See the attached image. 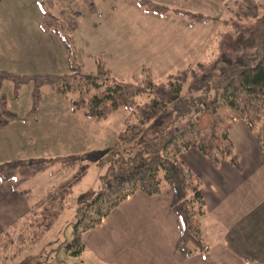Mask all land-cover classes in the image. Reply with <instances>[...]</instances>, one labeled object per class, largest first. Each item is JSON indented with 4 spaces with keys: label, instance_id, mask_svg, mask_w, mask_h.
Here are the masks:
<instances>
[{
    "label": "trees",
    "instance_id": "16d2710c",
    "mask_svg": "<svg viewBox=\"0 0 264 264\" xmlns=\"http://www.w3.org/2000/svg\"><path fill=\"white\" fill-rule=\"evenodd\" d=\"M235 3V7L228 9L234 15L225 20L228 29L218 37L215 56L200 63L191 76L187 73L170 76L168 84H158L150 75L145 76L143 85L136 83L142 81L141 78L133 83L119 82L108 75L109 70L102 64L95 76L83 75L75 58L68 54L72 75L50 85L60 96L76 95L71 100L72 111H82L84 117L95 124L120 110L128 114L123 119L124 129L117 137V147L123 148L116 154L118 157H112L114 170L103 178L98 193L87 192L79 198L83 208L67 246L71 254L78 256L85 251L84 233L99 226L120 203L137 192L158 195L165 184L172 194L171 210L182 223L177 250L186 259L210 252L200 223L206 214L202 184L180 159V154L196 147L215 167L228 159L240 170L239 156L229 135L238 120L247 124L260 151L264 152V0H235ZM232 18L233 22H229ZM66 21L65 29H60L58 20L53 17L47 22L50 31L61 36V30L75 29L74 20ZM142 96L146 99L139 101ZM221 104L231 109V116L220 134L212 127L213 136L201 135L194 145L184 142L183 134L190 125V116L208 112L211 119H217ZM39 105L40 95L36 90L31 113ZM14 120H17L16 114L8 110L5 98H1L0 127ZM182 141L178 145L177 142ZM98 158L96 154H89L23 163L14 161L0 167V182H11L13 190L29 198L31 190L23 189L24 183L51 167L76 168L79 164L70 179L34 202L17 221L2 228L0 264L8 260L9 252L22 251L53 228L73 188L87 175L89 163Z\"/></svg>",
    "mask_w": 264,
    "mask_h": 264
},
{
    "label": "rangeland",
    "instance_id": "374dc122",
    "mask_svg": "<svg viewBox=\"0 0 264 264\" xmlns=\"http://www.w3.org/2000/svg\"><path fill=\"white\" fill-rule=\"evenodd\" d=\"M101 1L103 0H0V55L10 56L9 59L0 60V99L5 98L8 110L17 116V120L10 122L11 128L6 130L13 137L15 135L16 145L10 143L9 135L1 138L0 134L4 145H7L5 141L9 142L7 146L10 151L9 154L0 155V167L14 161L23 163L89 154L100 156L89 163L87 175L73 188L66 208L53 228L22 251L9 252V258L4 264H98L89 254H71L67 251V246L73 238L74 225L83 208L80 196L87 192L98 193L102 189L103 178L114 170L111 166L112 157H118L116 154L123 148L117 147V137L124 129L123 119L128 114L120 110L107 120L95 124L84 117L82 111L73 112L71 100L76 95L60 96L50 85L51 82L72 75L68 54L71 53L75 58L80 74L83 75L95 76L98 66L102 64L107 70H112H109L108 75L119 82L133 83L135 79L141 78L142 81L136 83L143 85L145 76L150 75L154 82L168 84L170 76L177 73L191 76V72L200 63L208 62L215 56L218 37L228 29L225 20L234 15L228 9L237 4L235 0H211L208 12L179 13L185 22L194 21L195 25L203 23V26L194 30V53L182 58L184 55L180 48H184L181 45L183 41L175 39V31L173 35L165 32L162 34L157 26L149 23L139 22L141 28L133 21L132 30L123 34L124 45L119 44L117 38L111 36L109 26L120 23V19L126 17L123 10L118 9L115 18L104 16L100 19L97 4ZM111 1L112 3L107 4L114 7L120 1L130 0ZM131 1L140 7L139 12L157 15L167 13L154 4L153 0H150L153 3L148 0ZM107 4L101 6L104 14L109 10ZM128 10L137 21L140 19L133 9ZM90 11H94L91 16L86 13ZM50 17L58 20L60 29L68 27L66 20H74L73 31L61 30V36L66 40L70 52L62 37L50 31L51 26L47 22ZM209 17L212 19H208ZM233 19L229 22H233ZM247 24L246 21L245 25ZM114 28L118 31L117 27ZM123 46L125 50H122ZM122 56L124 60L118 58ZM36 90L40 95V105L31 113ZM141 99L139 97V101H144L146 96ZM219 114L217 119H211L208 112L191 115L183 141L194 145L202 138L201 135L213 136L212 127L220 134L230 120L231 109L221 104ZM2 131L4 136L6 131ZM183 141L177 142L178 145ZM78 168L79 164L76 168L62 165L51 167L24 183L22 188L31 190L30 202L34 203L70 179ZM201 228L205 234L204 224ZM203 238L207 244L214 242L208 230Z\"/></svg>",
    "mask_w": 264,
    "mask_h": 264
},
{
    "label": "crops",
    "instance_id": "0c3cea01",
    "mask_svg": "<svg viewBox=\"0 0 264 264\" xmlns=\"http://www.w3.org/2000/svg\"><path fill=\"white\" fill-rule=\"evenodd\" d=\"M153 1L163 12H167L166 15L139 12L140 7L131 0L120 1L114 7L107 4L112 3L111 0H103L97 4L98 15L100 19L104 16L110 19L115 18L118 9L123 10L126 18L109 26L111 36H115L119 44L124 45L123 34L132 30L135 21L136 26L141 28L139 22L157 26L162 34L165 32L173 35L175 31V39L183 41L181 45L184 48H180L184 55L182 58L193 54L196 45L194 30L203 23L195 25L194 21L185 22L179 13L208 12L207 7L211 0ZM106 4L109 10L104 14L101 6ZM129 8L140 17L138 21L129 14ZM86 13L91 16L94 11ZM124 47L122 50H125ZM9 57L0 55V60ZM118 58L124 60V56ZM109 70L112 72L110 68ZM10 126L8 124L0 127L1 138H7V134L10 143L16 145L15 135L13 137L10 131H6ZM2 130L6 131L4 136ZM229 135L239 156L240 170L228 159L215 167L196 147L180 154V159L202 184L206 214L201 219L204 229L214 239V242H209L210 252L207 255L199 254L186 259L177 250L182 223L171 210L172 194L166 184L162 192L155 196H148L143 192L135 193L113 209L99 226L84 233L83 242L86 248L82 255H91L98 264H264V152L260 151L254 134L243 120L235 122ZM5 143L9 145V142ZM7 145L0 140V155L10 153ZM30 196L27 198L13 190L11 182H0V231L28 211L33 204ZM206 230L204 234L201 228L203 235H206Z\"/></svg>",
    "mask_w": 264,
    "mask_h": 264
}]
</instances>
